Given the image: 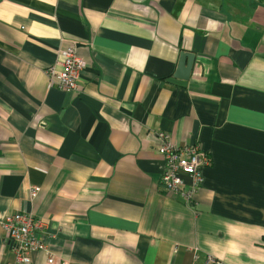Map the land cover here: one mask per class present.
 <instances>
[{"label":"crops","instance_id":"1","mask_svg":"<svg viewBox=\"0 0 264 264\" xmlns=\"http://www.w3.org/2000/svg\"><path fill=\"white\" fill-rule=\"evenodd\" d=\"M69 46L73 94L46 73ZM159 132L211 157L193 206L162 184ZM16 213L55 264H264V0H0V264Z\"/></svg>","mask_w":264,"mask_h":264},{"label":"built area","instance_id":"2","mask_svg":"<svg viewBox=\"0 0 264 264\" xmlns=\"http://www.w3.org/2000/svg\"><path fill=\"white\" fill-rule=\"evenodd\" d=\"M61 59L48 67L46 73L50 87L73 94L79 91L78 81L86 68V63L75 46L60 49ZM160 141L159 154L165 161L162 184L174 195L182 197L192 206L195 195L203 183L202 169L211 165V157L199 144L179 147L174 138L166 132L157 133ZM187 175L191 184L182 178ZM40 187L32 185L30 195L36 198ZM49 225L31 213L8 215L3 221V230L15 254L16 264H30L33 254L44 253L49 257V264H55V255L47 241L46 230ZM205 264H220L211 258Z\"/></svg>","mask_w":264,"mask_h":264},{"label":"water","instance_id":"3","mask_svg":"<svg viewBox=\"0 0 264 264\" xmlns=\"http://www.w3.org/2000/svg\"><path fill=\"white\" fill-rule=\"evenodd\" d=\"M199 64L194 53L183 52L177 70L168 79V82L177 86L187 87L194 74V69L200 66Z\"/></svg>","mask_w":264,"mask_h":264},{"label":"rangeland","instance_id":"4","mask_svg":"<svg viewBox=\"0 0 264 264\" xmlns=\"http://www.w3.org/2000/svg\"><path fill=\"white\" fill-rule=\"evenodd\" d=\"M190 179V178H189ZM186 182V181H185ZM192 183V182H191ZM187 184V183H186ZM203 184V183H202ZM188 185V184H187ZM220 264H221V262H220Z\"/></svg>","mask_w":264,"mask_h":264}]
</instances>
